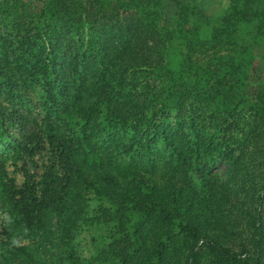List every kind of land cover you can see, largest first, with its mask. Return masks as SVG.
<instances>
[{
	"label": "trees",
	"instance_id": "obj_1",
	"mask_svg": "<svg viewBox=\"0 0 264 264\" xmlns=\"http://www.w3.org/2000/svg\"><path fill=\"white\" fill-rule=\"evenodd\" d=\"M200 1L0 0V264H264V0Z\"/></svg>",
	"mask_w": 264,
	"mask_h": 264
},
{
	"label": "rangeland",
	"instance_id": "obj_2",
	"mask_svg": "<svg viewBox=\"0 0 264 264\" xmlns=\"http://www.w3.org/2000/svg\"><path fill=\"white\" fill-rule=\"evenodd\" d=\"M12 2L13 0H8ZM202 4L201 11L207 15L220 16L223 14L225 4L222 0H201ZM264 51V47L262 49ZM264 53V52H263ZM257 68L259 69L264 80V55L257 58ZM257 75V72H256ZM214 171L218 173L221 178H226L225 165H217ZM93 204V203H91ZM81 222L78 226V230L75 232L72 240V246L75 249L76 254L81 259H88L93 256L96 252L103 248L107 240V231L102 226L90 225V223Z\"/></svg>",
	"mask_w": 264,
	"mask_h": 264
}]
</instances>
